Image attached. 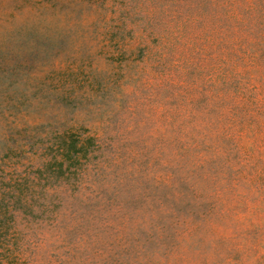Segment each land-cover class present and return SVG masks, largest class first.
Here are the masks:
<instances>
[{"label":"rangeland","instance_id":"1","mask_svg":"<svg viewBox=\"0 0 264 264\" xmlns=\"http://www.w3.org/2000/svg\"><path fill=\"white\" fill-rule=\"evenodd\" d=\"M0 264H264V0H0Z\"/></svg>","mask_w":264,"mask_h":264}]
</instances>
